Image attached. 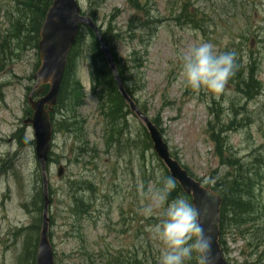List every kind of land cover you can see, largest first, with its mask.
<instances>
[{
    "label": "rangeland",
    "instance_id": "rangeland-1",
    "mask_svg": "<svg viewBox=\"0 0 264 264\" xmlns=\"http://www.w3.org/2000/svg\"><path fill=\"white\" fill-rule=\"evenodd\" d=\"M79 2L83 13L93 15L107 35L117 58L131 68L127 79L138 107L157 119L171 152L204 185L214 186L234 172L236 165L222 162L211 137L212 129L226 131V158L238 159L241 170L255 182L252 212L256 219L251 222L258 230L228 228L224 235L227 261L264 264V0ZM14 5L13 0H0V50L1 36L12 31ZM183 7L197 9L207 18L204 32L174 19ZM200 41L211 42L221 52L234 51L239 60L235 64L244 62L241 69L255 65V78L261 84L258 94L247 98L230 83L219 98L185 87L179 57ZM80 47L77 77L85 99L74 118L81 127L56 133L48 166L49 190L55 192L49 206V231L56 264H105L107 258L122 254L140 256L143 264H157L161 245L151 239L146 227L159 221L163 208L149 218L140 215L139 209L162 189L163 165L152 147L145 148L144 129L136 114L128 116L123 145L107 150L104 117L91 90L88 34ZM17 50L15 42L8 47L7 57L0 51V264H26V248L34 246L36 237L32 228L36 214L24 205L42 188L34 146L22 149L15 136L23 129L27 143L34 139L24 121L31 114L27 96L40 60L35 49ZM60 165L65 174L57 178ZM82 180L92 182L95 192L84 196L91 204L89 213L77 218L71 198L79 190L71 184ZM194 260L195 254L189 261Z\"/></svg>",
    "mask_w": 264,
    "mask_h": 264
},
{
    "label": "trees",
    "instance_id": "trees-1",
    "mask_svg": "<svg viewBox=\"0 0 264 264\" xmlns=\"http://www.w3.org/2000/svg\"><path fill=\"white\" fill-rule=\"evenodd\" d=\"M13 21L12 31L9 36H6L2 40L1 52L5 56L8 52V47H16L20 52L27 51L30 49H37L39 42L40 29L43 25L44 19L49 8L52 5L53 0H13ZM198 11L194 13L190 12V9L183 7L180 15L176 18L177 21L183 20L185 23L194 25L195 28L201 29L198 25ZM181 19V20H180ZM202 21V19L200 20ZM203 30V29H202ZM76 44L74 45L71 54L69 56L68 66L66 68L64 78L62 81L61 92L59 97V104L56 111V115L52 116L53 128L55 133L62 131L72 132L77 126V122L74 118L76 111L83 105L85 98V90L82 86L81 81L77 77L78 71V60L82 53L80 44L82 43L84 34H88L90 38V51L92 54L91 64V82L92 91L98 97L100 103V111L104 117V132H105V143L107 150L111 149L114 145L118 147L124 143V131L128 125V116L131 114L128 110V106L121 94L118 91L112 72L105 60L99 43L95 35L91 31H85L80 33ZM103 37L108 44L107 35L103 33ZM17 50V51H18ZM118 72L122 82L125 85L127 92L132 96L131 88L128 84L127 74L131 68L122 62L115 56ZM237 60V59H236ZM239 61V60H237ZM242 63L236 64L234 75L228 81V83L235 85L237 89L244 93L247 98H254L258 94L260 89V83L255 78V65H250L247 69H241ZM247 70V71H246ZM256 91H252L251 88ZM218 114V110H216ZM153 122L160 127L157 119H153ZM217 133H214L212 129V139L216 142L217 153L223 163L230 165H236L233 173L226 174L223 178H219L212 189L222 197V208H221V240L220 243L223 250L226 252V236L225 232L227 229H242L247 226L250 233L258 231L255 226H252V220L256 219L253 216V209H256L255 196L253 192L254 181L241 170L242 165L238 164V159L232 155L226 158V140L223 136L224 131L222 127ZM229 129V128H228ZM144 131V146L147 149H151L152 144L150 142L147 132ZM17 144L23 148L28 145H33V142L27 143L24 139L23 130H20L15 135ZM84 151V148H79ZM177 158V157H176ZM51 161V159H50ZM239 166V167H237ZM39 166L37 165V179L42 182V177L39 174ZM164 175L161 179V187H164V181L171 179L168 171L163 167ZM190 173V172H189ZM192 177V173H190ZM173 180V179H172ZM174 181V180H173ZM175 188L168 193V201L175 199L176 197H184L189 202L191 199L184 194L180 186L176 181ZM72 187L79 191L75 194L72 193V213L77 217L81 218L85 214L89 213L90 203L86 201L85 195L88 192H95V187L92 182L88 180H82L74 182ZM42 188L39 186L30 202L24 205V208L35 215V224L32 226L36 229V237L34 240V246L29 248L27 246L23 259L26 260V264H35V257L37 251V244L39 238V232L42 226V214H43V196ZM85 193V194H83ZM55 195L53 190H49V197ZM52 202V200H51ZM191 203V202H190ZM252 217V218H251ZM233 230V229H232ZM231 231V230H230ZM237 231V230H236ZM243 234V232H241ZM33 241L30 237L29 240ZM105 264H143L140 256H124L119 255L116 257H109L106 259ZM186 264H196V261H188Z\"/></svg>",
    "mask_w": 264,
    "mask_h": 264
},
{
    "label": "water",
    "instance_id": "water-1",
    "mask_svg": "<svg viewBox=\"0 0 264 264\" xmlns=\"http://www.w3.org/2000/svg\"><path fill=\"white\" fill-rule=\"evenodd\" d=\"M80 25L90 28L97 36L119 90L130 105L131 110L139 116L145 125L156 155L165 164L171 177L179 183L182 190L187 195L192 196V204L200 214L199 222L203 232L211 238L209 264H228L219 243L221 197L193 179L179 161L171 157L169 147L164 141L162 133L148 117L138 110L135 102L126 93L117 73L111 51L106 46L97 25L90 18L81 15L78 0L53 1L40 31L38 46L41 67L35 74L36 83L28 98L33 115L32 118L25 121V124H30L34 131L36 158L41 166L44 180L43 226L39 237L36 264H55L54 249L49 237L48 181L45 174V165L51 150L53 137L50 113H53V107L57 104L68 55L77 37ZM47 84L50 86L47 94L38 100H34V96L42 93L44 90L43 85ZM63 174L64 168L59 167L58 176L62 177Z\"/></svg>",
    "mask_w": 264,
    "mask_h": 264
},
{
    "label": "clouds",
    "instance_id": "clouds-1",
    "mask_svg": "<svg viewBox=\"0 0 264 264\" xmlns=\"http://www.w3.org/2000/svg\"><path fill=\"white\" fill-rule=\"evenodd\" d=\"M179 59V76L185 87L195 93L207 91L217 98L225 94L236 67L234 51L221 52L211 42L200 41ZM174 188L175 182L166 179L163 189L153 192L150 202L139 209L140 215L149 218L163 208L159 221L146 227L151 239L161 245L157 264H186L194 254L196 264H209L211 238L203 232L200 214L184 197L168 201V193Z\"/></svg>",
    "mask_w": 264,
    "mask_h": 264
}]
</instances>
